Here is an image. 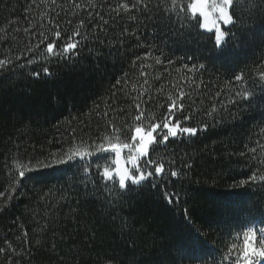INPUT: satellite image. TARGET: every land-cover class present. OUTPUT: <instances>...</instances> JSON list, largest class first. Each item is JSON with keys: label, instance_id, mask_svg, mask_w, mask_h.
<instances>
[{"label": "trees", "instance_id": "obj_1", "mask_svg": "<svg viewBox=\"0 0 264 264\" xmlns=\"http://www.w3.org/2000/svg\"><path fill=\"white\" fill-rule=\"evenodd\" d=\"M133 2L0 0V264H234L238 234L264 228V0H236L223 54L171 0ZM77 30L69 58L46 53ZM169 96L198 133L150 150L166 174L123 194L93 145L111 124L130 137L136 104L160 122ZM80 146L94 154L19 177Z\"/></svg>", "mask_w": 264, "mask_h": 264}, {"label": "snow or ice", "instance_id": "obj_2", "mask_svg": "<svg viewBox=\"0 0 264 264\" xmlns=\"http://www.w3.org/2000/svg\"><path fill=\"white\" fill-rule=\"evenodd\" d=\"M54 2V0H53ZM143 3V0H134L132 7L135 8L138 4ZM173 8H178L180 13L184 14V17L191 20H195L196 24L193 26L212 31L215 37V45L221 49V53L225 52V46L227 44L228 36L234 35L225 30L222 26L235 25L237 23L236 16V0H171ZM125 11L129 10V4L125 3L120 6ZM147 7V4L144 5ZM71 23V22H69ZM107 23V21H105ZM83 26V21L80 22ZM58 27V26H57ZM27 31V30H26ZM43 36V33H41ZM80 32L74 31L71 36L68 37V42L62 47H57L56 41L53 40L46 44L45 51L48 55L57 58H69V53H75L78 49L79 41H76L74 37L79 36ZM54 36L59 39L61 32L56 31ZM47 40V37H44ZM44 40L41 41L43 43ZM39 47V45H37ZM157 63H161L157 58ZM7 62L0 60V66H4ZM31 63V62H30ZM203 67V65H200ZM43 72L46 75H51L48 68H44ZM40 73L34 72L33 75L39 76ZM261 77L264 78V72L261 73ZM237 81L243 79L242 75L235 77ZM117 83H120L117 81ZM242 95L243 99H248L251 93L244 92L238 93ZM185 93L180 91L178 99L183 101ZM170 103L167 107V112L164 114L160 122H155L154 114L149 113L145 115V111L140 110V105L136 104L137 115L133 117L134 125L128 126V131L131 133L130 137L127 133L122 132L120 127L111 124L113 131L106 134L102 138V142L93 145L95 153H114L115 159L113 164L114 168L105 166L101 172V177L106 182H114L118 185L119 190L123 194H130L137 190L138 186H141L145 181H149L153 177H160L166 174V164L163 159H155L150 156L151 152L159 151L160 147H167L170 139H175L180 136H195L198 133L196 127L182 126V121L175 115V111L183 112L184 104L177 103V100L168 97ZM99 107V105H97ZM215 110V109H213ZM121 111H123L121 109ZM107 115V113H105ZM148 119L150 122L144 124V120ZM191 119L190 115H184L183 121ZM207 126H205L206 128ZM254 151V149H251ZM93 151H90L87 147H71L67 152H63L60 155L56 153L50 154L52 160L45 162L44 160H37L36 165H17L19 177L24 178L27 172L39 171L43 168L52 167L54 165L65 164L73 159L79 157L84 159L87 156H92ZM124 155L125 165L130 164L131 168L121 165V157ZM169 163H174L169 161ZM191 167V165H186ZM151 169V170H150ZM171 177H178L179 172L175 169L170 171ZM257 177L253 175L250 177L251 181H255ZM264 180V176L260 177ZM248 180H241L239 184L242 186L248 183ZM155 188L157 185L152 183ZM3 195V193H0ZM164 198L169 204L173 203L174 199L178 201L179 196L176 193L169 194L164 193ZM11 196L9 197V201ZM4 208L0 207V211ZM259 233V235H258ZM27 235V233H25ZM237 240L239 243L233 242L228 248V257H231L233 252L237 255L234 259V264H261L264 260V228L256 229L254 227H247L241 233L238 234ZM0 251H4L0 249Z\"/></svg>", "mask_w": 264, "mask_h": 264}, {"label": "rangeland", "instance_id": "obj_3", "mask_svg": "<svg viewBox=\"0 0 264 264\" xmlns=\"http://www.w3.org/2000/svg\"><path fill=\"white\" fill-rule=\"evenodd\" d=\"M224 29L225 28H228V27H230V25H226V26H222ZM202 29V28H201ZM202 31H204L205 33H209V34H213L214 35V33L212 32V31H207V30H205V29H202ZM184 136H187V135H184ZM181 137V136H180ZM178 138V137H177ZM109 154H111L112 156H113V160L115 159V154L114 153H109ZM125 156L124 155H122V157H121V165H123V166H127V167H129V168H131V165L130 164H127V165H125ZM114 167H116V165L115 164H113V168Z\"/></svg>", "mask_w": 264, "mask_h": 264}]
</instances>
